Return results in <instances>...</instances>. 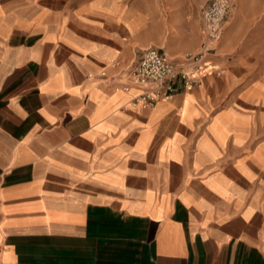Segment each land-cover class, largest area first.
I'll list each match as a JSON object with an SVG mask.
<instances>
[{
	"label": "crops",
	"instance_id": "0c3cea01",
	"mask_svg": "<svg viewBox=\"0 0 264 264\" xmlns=\"http://www.w3.org/2000/svg\"><path fill=\"white\" fill-rule=\"evenodd\" d=\"M156 11L0 0V264H264V75L223 31L199 85L132 103Z\"/></svg>",
	"mask_w": 264,
	"mask_h": 264
},
{
	"label": "rangeland",
	"instance_id": "374dc122",
	"mask_svg": "<svg viewBox=\"0 0 264 264\" xmlns=\"http://www.w3.org/2000/svg\"><path fill=\"white\" fill-rule=\"evenodd\" d=\"M153 20L154 42L163 49L181 47V56L199 41L201 9L207 0H156ZM224 23L230 31V59L250 68V74L264 75V0H232ZM230 29V30H229Z\"/></svg>",
	"mask_w": 264,
	"mask_h": 264
},
{
	"label": "built area",
	"instance_id": "2783aa9c",
	"mask_svg": "<svg viewBox=\"0 0 264 264\" xmlns=\"http://www.w3.org/2000/svg\"><path fill=\"white\" fill-rule=\"evenodd\" d=\"M231 5L232 0H207L201 9L202 40L196 51L186 52L180 59H176L161 48L149 45L128 68L127 80L117 88L127 90L131 83L141 85L142 88L131 98V102L152 106L162 96H170L177 84L184 89L199 85L207 72V56L216 50L222 37L224 19ZM212 71L219 73L218 69Z\"/></svg>",
	"mask_w": 264,
	"mask_h": 264
}]
</instances>
